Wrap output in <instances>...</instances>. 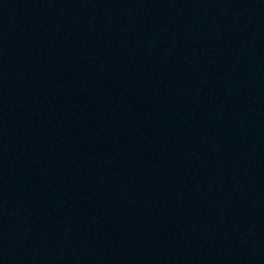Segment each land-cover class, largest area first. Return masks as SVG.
Returning a JSON list of instances; mask_svg holds the SVG:
<instances>
[{
	"label": "water",
	"instance_id": "obj_1",
	"mask_svg": "<svg viewBox=\"0 0 264 264\" xmlns=\"http://www.w3.org/2000/svg\"><path fill=\"white\" fill-rule=\"evenodd\" d=\"M0 264H264V0H0Z\"/></svg>",
	"mask_w": 264,
	"mask_h": 264
}]
</instances>
